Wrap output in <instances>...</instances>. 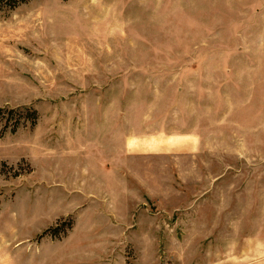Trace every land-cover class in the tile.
<instances>
[{
    "label": "rangeland",
    "instance_id": "1",
    "mask_svg": "<svg viewBox=\"0 0 264 264\" xmlns=\"http://www.w3.org/2000/svg\"><path fill=\"white\" fill-rule=\"evenodd\" d=\"M0 108V228L28 194L99 202L88 236L46 217L0 264H264V0L0 11Z\"/></svg>",
    "mask_w": 264,
    "mask_h": 264
},
{
    "label": "crops",
    "instance_id": "2",
    "mask_svg": "<svg viewBox=\"0 0 264 264\" xmlns=\"http://www.w3.org/2000/svg\"><path fill=\"white\" fill-rule=\"evenodd\" d=\"M84 152L86 151H83V153ZM70 153L71 152H66L65 153L66 156L63 158L67 159L70 156ZM80 158L85 160L87 159V155L82 154ZM89 158L90 157L88 156V159ZM46 161H48V158H46ZM106 178L107 177L105 176H99L98 179L100 180V182H102ZM91 191L87 190V188L84 187L81 193H78L82 197L81 200H79L80 198H75V197L74 199L73 198L68 199V194L66 192L61 193L59 194L60 195L59 202L57 201L56 203L49 201L51 199L53 201L56 199L54 198V196H51L52 193L51 195H48L46 192L42 195H38V194L26 195L23 198V202L26 200L27 203L24 202L23 206H27V212H28L27 215L17 214L12 211V216L14 219L13 222L15 223L14 228H16V230H10V231L7 230L8 228L7 226L10 222L6 220L2 228H0L1 229L0 230V244H2L3 241H6L3 239V237H7V236L14 234V237L18 239L16 244L19 245L24 240L30 237L24 234L31 232V231H35V228L40 227L41 225L45 227L46 225L50 223L51 220L46 217H52V216L58 217V216L66 215L68 213H75L76 215L74 228L72 231L69 232V237L73 235L72 240H76L78 238L79 239L82 238L85 235L88 236V234L93 230V227L95 224L93 220V216L96 214V210H99V202L97 204L96 199L92 198L93 195L95 196V194H93ZM35 200L39 203H40V200H43V202L40 203L41 205L39 206L43 208L39 210L40 212L43 211V214L40 215L39 217L36 216L35 213H33L35 209H32L33 206L35 208V204H36ZM47 200L49 202H47ZM60 205H63L64 207H61ZM24 210L25 209H23V211ZM53 213L55 214L53 215ZM47 220L48 222L45 223Z\"/></svg>",
    "mask_w": 264,
    "mask_h": 264
},
{
    "label": "trees",
    "instance_id": "3",
    "mask_svg": "<svg viewBox=\"0 0 264 264\" xmlns=\"http://www.w3.org/2000/svg\"><path fill=\"white\" fill-rule=\"evenodd\" d=\"M27 0H0V11H3L4 13L16 8L21 3L26 2ZM5 111L4 108H0V113H3ZM27 114L30 115L29 120L31 122V125H34L37 119V113L34 109H26ZM18 120L14 124V126L11 128L14 130L18 125Z\"/></svg>",
    "mask_w": 264,
    "mask_h": 264
}]
</instances>
